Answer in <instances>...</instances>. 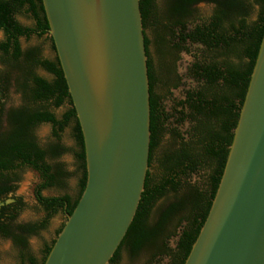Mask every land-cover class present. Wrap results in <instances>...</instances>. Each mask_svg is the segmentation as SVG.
Returning <instances> with one entry per match:
<instances>
[{"label": "trees", "instance_id": "16d2710c", "mask_svg": "<svg viewBox=\"0 0 264 264\" xmlns=\"http://www.w3.org/2000/svg\"><path fill=\"white\" fill-rule=\"evenodd\" d=\"M199 3L215 5L213 17L198 25L191 33H186V23L194 15L193 6ZM255 5L260 6V13L257 20L249 24L248 19ZM140 6L144 26L150 11L153 12L155 25L160 24L155 0H140ZM21 15H28L35 25L24 26L18 20ZM162 21L165 22L163 28L171 36V40L166 37L163 39L169 48L179 38L175 48L181 52L189 39L193 43H202L211 50H222L226 57L234 55L241 63L237 65L229 60L223 63L197 62L190 69L193 77L205 79L209 86L207 92L188 91L186 98L177 105L182 109L177 123L183 124L190 119L196 123L194 133L187 139L174 131V137L179 140L178 146L165 153L161 160L162 168L166 172L165 180L159 185L153 184L148 172L145 191L134 221L110 264L119 263L124 247L132 257L147 251L152 261L166 257L169 258L167 264H185L210 212L225 169L234 131L264 37V0H254V3L249 0H169L165 18H162L161 23ZM49 30L42 0H0V31L5 35V41L0 43V52L3 53L0 63L8 68L5 84L10 88L12 80L15 79L23 100L22 106L7 113L6 126L2 120L4 113H0V198L14 194L21 180L20 172L27 168L32 169L41 177V182L34 190L36 199L47 212L42 222L26 224L17 223L24 207L21 202L5 206L0 212V236L11 240L20 250L22 264H45L56 240L39 262L29 251V238L38 236L45 230L49 219L59 210L66 216L71 215L87 184L84 138L58 56L55 60L44 59L40 47L24 50L20 42L21 37L30 39L33 36H50ZM50 39L56 53L51 36ZM145 42L147 50L146 37ZM148 67L152 164L164 124L174 114L165 113L161 107L160 98L153 92L151 60H148ZM40 69L50 73L53 80L39 76ZM172 72L176 74L175 67ZM175 77L177 79L174 83L171 80L169 83L164 82V85L177 88L180 78L177 75ZM237 97L240 99L239 104ZM65 104L69 108L61 118L50 111L51 106L60 108ZM42 124L52 126L55 139V142L47 146L41 145L35 132ZM70 125H73L79 148L77 159L82 172L79 196L74 201L68 194L44 197L43 192L47 189L64 188L70 176L63 165L57 162L68 152L61 143V133ZM201 169L210 171L206 187L182 180ZM168 190L174 192L176 198L161 211L159 219L152 223V209ZM63 227L64 225L58 234ZM173 238L177 239L175 247L170 246Z\"/></svg>", "mask_w": 264, "mask_h": 264}, {"label": "water", "instance_id": "95a60500", "mask_svg": "<svg viewBox=\"0 0 264 264\" xmlns=\"http://www.w3.org/2000/svg\"><path fill=\"white\" fill-rule=\"evenodd\" d=\"M42 1L87 167L86 188L45 264H110L150 168L140 0ZM185 264H264V37L218 190Z\"/></svg>", "mask_w": 264, "mask_h": 264}, {"label": "rangeland", "instance_id": "374dc122", "mask_svg": "<svg viewBox=\"0 0 264 264\" xmlns=\"http://www.w3.org/2000/svg\"><path fill=\"white\" fill-rule=\"evenodd\" d=\"M254 3V0H249ZM156 14L160 18H165V14L168 8L169 0H155ZM215 5L213 4H200L194 10L192 22L202 23L208 22L213 17L215 11ZM260 13V6L255 5L254 10L248 19L249 24L255 22ZM19 21L26 26H33L34 21L28 15H21L18 17ZM166 30L163 29L161 24L152 26L148 30V38L150 41V55L154 66V71L159 80L156 85V93L162 99L163 110L167 114H173L177 101L184 98V94L189 90H198L202 88V84L196 82L189 73V68L194 62L202 63H223L226 60L231 61L234 64H240L241 62L234 55L226 57L222 50H208L199 45H187V50L182 51L177 60L175 61V67L181 79V85L178 88L171 89L164 85L165 79L172 80L173 78V57L174 52L165 44L163 39L165 38ZM4 34L0 31V41L4 39ZM169 40L170 37L168 38ZM21 46L23 49L38 46L42 49V53L46 58L53 60L55 58V52L52 47V41L48 36L38 38L36 36L31 37L29 40L21 39ZM2 66L0 65V71ZM38 73L46 78L51 79L44 71L39 70ZM22 104V97L13 87L8 93L6 99V107H18ZM69 108L68 104L63 105L60 108L50 107L58 118H61L63 114ZM194 124L191 121H186L180 126L176 125L175 117L170 118L164 124V131L161 135L160 142L153 154L152 165L149 168L153 184H161L166 177V172L162 168L161 160L165 153L177 148L179 140L174 137V131L178 132L182 137L189 139L192 135ZM36 136L43 146H47L55 139L52 134V126L50 124H42L36 129ZM61 143L64 145L68 152L64 154L57 162L63 165L66 172L70 174L66 180V186L64 188H50L43 192L44 197H61L66 194L76 200L80 192V179L82 172L80 169V162L77 159V153L79 148L77 146L73 125L67 127L61 133ZM208 169H201L198 173L191 175L188 178L182 180L190 181L202 188L206 187L209 175ZM21 180L18 183L17 191L6 198L0 199V208L6 205H10L14 202H21L24 207L17 223H38L42 222L47 215L45 208L38 203L35 196V187L41 182L40 175L32 169H25L20 172ZM176 198V194L171 190L157 200L152 212L150 221L152 223L159 219L161 211L167 207ZM67 221L66 214L59 210L53 215L49 221L48 226L38 236L29 238V251L39 260L42 261L46 250L52 245L54 240L58 236L59 230ZM176 238L170 241V246L175 247ZM169 258H157L151 260L150 254L147 251L141 252L139 255L132 257L129 251L124 247L120 253V261L118 264H167ZM0 264H22L21 252L14 245V243L0 236Z\"/></svg>", "mask_w": 264, "mask_h": 264}, {"label": "flooded vegetation", "instance_id": "af4514ba", "mask_svg": "<svg viewBox=\"0 0 264 264\" xmlns=\"http://www.w3.org/2000/svg\"><path fill=\"white\" fill-rule=\"evenodd\" d=\"M200 4H206V3H199L198 5H195V6H193V10H195L196 9V7L197 6H199ZM194 14V13H193ZM193 19V18H192ZM192 19H190V20H188L187 21V23H186V27H187V30H186V33H191L193 30H195V28L198 26V25H201L202 23H204V22H206V21H204V22H202V23H195V22H192ZM19 20V19H18ZM33 20V19H32ZM34 21V20H33ZM160 24L162 25V27H164V24H165V22L164 21H162V23H161V21H160ZM24 25V24H23ZM34 25H35V22H34ZM33 25V26H34ZM24 26H26V25H24ZM33 26H28V27H33ZM155 27V20H154V17H153V12L152 11H150V13H149V17L147 18V20H146V22H145V26H144V33H145V37H146V39H147V41H148V46H147V51H148V60H151V55H150V41H149V38H148V30H149V28L150 27ZM164 29V28H163ZM181 29V28H180ZM4 34V33H3ZM179 34V33H178ZM47 36V35H46ZM4 37H5V35H4ZM49 38H50V36H48ZM165 37H166V39L167 40H169L168 38L170 37V39H171V36L169 35V33L166 31V33H165ZM21 39H25V40H29L28 38H26V37H21L20 38V42H21ZM51 40V39H50ZM3 41H5V38L2 40V41H0V43L1 42H3ZM179 41H180V39L178 38V39H176V41L174 42V43H171V50L174 52V57H173V67H175V61L177 60V58H178V56H179V54L182 52H178V49H176L175 48V44H177V43H179ZM187 45H199V46H201V47H203L204 49H208V50H211L209 47H207L206 45H204V44H202V43H193L192 41H190L189 39L186 41V43L184 44V50L183 51H185V50H187V48H186V46ZM27 49H29V48H27ZM24 50H26V49H24ZM42 55H43V53H42ZM3 56V53L2 52H0V57H2ZM56 56H57V53H55V58L53 59V60H55L56 59ZM43 58L44 59H48V60H51V59H49V58H46L44 55H43ZM151 63H152V60H151ZM195 63H197V62H194L192 65H191V67L189 68V73H190V76L196 81V82H198L199 84H202V88H199L198 90H189V91H192V92H200V91H204V92H207V90H208V88H209V86H208V84H207V82H206V80L205 79H197V78H195V77H193V75H192V73H191V71H190V69L193 67V65L195 64ZM0 65L2 66V70L0 71V94H1V98H0V113L1 112H3L4 113V116H3V118H2V120H3V124H4V126H6V121H7V113L11 110V109H16V108H19L20 106H22V104H23V100H22V104L20 105V106H18V107H9V108H7L6 107V99H7V97H8V93L10 92V89L13 87L18 93H19V91L17 90V86H16V84H15V79H13L12 80V85L10 86V88H8V86L5 84V80H4V78H5V76H7V71H8V68L7 67H5L4 65H2L1 63H0ZM152 67H153V74H154V79H153V87H154V90H153V92L155 93V95L156 96H158L159 98H160V103H161V107L163 108V106H162V99H161V97L156 93V85L158 84V82H159V80H158V78H157V75H156V73H155V71H154V66H153V63H152ZM40 70H42V71H44L48 76H50L51 77V79H49V78H46V77H44V76H42V75H40L39 73V76H41V77H43V78H46L47 80H49V81H52L53 80V76L50 74V73H48L47 71H45L44 69H40ZM175 71H176V74H174L173 75V78H172V83H174L175 81H176V75H177V77L178 78H180V76H179V74H178V72H177V69H176V67H175ZM14 78H16V76L14 77ZM180 80V85H181V79H179ZM170 82L171 80H168V79H165V82ZM179 85V86H180ZM178 86V87H179ZM177 87V88H178ZM171 89H174V87H170ZM238 90V89H237ZM187 92L188 91H186L185 92V94H184V98L182 99V100H184L185 98H186V95H187ZM237 94H238V92H237ZM20 95H21V97H22V94L20 93ZM232 95H233V93H232ZM238 96V95H237ZM237 99V103L239 104L240 103V99L237 97L236 98ZM182 100H179V101H177V103H176V106H175V112L173 113L174 114V117H175V121H176V125H178V126H180L181 124L180 123H177V120L179 119V117H180V115H179V112L182 110L181 109V107H179V106H177L178 105V103L180 102V101H182ZM187 121H190V119L189 120H187ZM186 122V121H185ZM195 126H196V123L195 122H193V121H191ZM194 126V127H195ZM151 165L152 164H150V167H151ZM12 194H10L9 196H11ZM0 199H3V198H0ZM16 202H14V203H12V204H15ZM12 204H10V205H12ZM10 205H6V206H10ZM5 206H3L2 208H4ZM2 208H0V212H1V210H2ZM18 224H26V223H18ZM38 260V259H37ZM39 261V260H38ZM39 262H41V261H39Z\"/></svg>", "mask_w": 264, "mask_h": 264}]
</instances>
